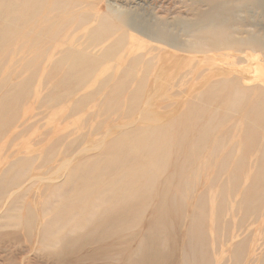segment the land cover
Listing matches in <instances>:
<instances>
[{"label":"bare ground","instance_id":"bare-ground-1","mask_svg":"<svg viewBox=\"0 0 264 264\" xmlns=\"http://www.w3.org/2000/svg\"><path fill=\"white\" fill-rule=\"evenodd\" d=\"M93 2L0 0V63L19 53L23 36L16 38L23 27L36 30L48 22L46 34L53 40L39 64L36 58L28 61L33 71L21 80H13V65L7 72L0 67V197L17 186L0 216L9 219L27 185L70 157L55 172L64 181L38 192L37 205L25 202L24 213L10 219L23 223L31 238L39 226L43 246L76 242L72 234L87 227L91 240L99 242L117 232L131 233L138 243L125 264H237L247 253L254 224L264 216V96L240 109V137L222 154L230 138L213 137L224 116L207 114L194 103L203 99L237 109L254 87L264 85L211 80L207 68H196L194 77V68L187 71L167 60L172 52L162 49L169 44L166 36L137 4L122 10L109 3L99 9ZM210 21L193 29L195 39L210 40L214 50H247L229 40L231 26L217 18ZM257 49L264 53L262 45ZM165 72L179 81L148 82L149 76ZM204 72H209L206 81ZM149 85L200 91L177 123L155 125L143 116L142 107L136 114ZM225 88L233 91L221 95ZM176 93L152 102L166 105ZM208 148L215 151L216 165L196 191L188 170ZM190 196L194 200L188 206ZM148 205L152 211L146 219ZM105 211L110 215L99 216ZM257 241L264 246V223Z\"/></svg>","mask_w":264,"mask_h":264},{"label":"rangeland","instance_id":"rangeland-1","mask_svg":"<svg viewBox=\"0 0 264 264\" xmlns=\"http://www.w3.org/2000/svg\"><path fill=\"white\" fill-rule=\"evenodd\" d=\"M261 1L262 0H96L95 2L94 0L93 2L92 0H78V4H92L93 2L96 5L93 4L95 8L106 9L109 3V6L114 3V7L116 6L122 10L137 4V8L143 10L152 25L157 27V29L166 36L167 43L170 45L167 44L169 47L164 46L162 49L172 52L167 60L173 61L174 66H182L187 71L188 69L192 70L194 68V77L196 68H198V72H203L207 68L210 74L213 75L210 78L211 80L216 77H225L228 82L234 81L236 83L249 85L262 83L264 85V53L257 49L260 45L264 48V4H262ZM137 8L135 9L137 10ZM132 9H134V6ZM91 10L94 11V9ZM214 11L216 13H214ZM215 18L231 26L229 40L240 42V45L247 46V50L244 52L236 51L232 48L214 50L209 48L210 40H202L201 43L199 42L200 40L195 39L192 35V33H194L193 29L199 25L210 24V20ZM49 24L48 22L43 23V26L36 30H29L26 27L22 28L21 33L16 38L17 40L19 37L23 36L20 41L22 47L18 54L11 53L0 63L2 72H7L8 66L13 65L15 68L13 77L15 74L17 75L13 80L18 81L28 76L33 71V69L27 67L28 61L36 58L35 64H39L52 48L51 44L53 40L46 34L47 29L50 28ZM26 33L28 34L26 35ZM243 42L248 43L245 45ZM164 50L162 52H164ZM21 72L23 73L19 76ZM198 72L196 76H198ZM209 72L201 74L204 81H206L205 77ZM175 76L177 75L165 72L160 75L149 76L148 82L153 84L161 80L174 83L179 78H175ZM175 88H177V86H169L164 89L150 86L144 91L143 103L137 108L136 114L142 107L143 116L150 119L155 125H163L166 121H169L171 124L177 123L186 109V103L192 99L200 89L190 86V88L179 87L178 90L173 91ZM206 88L207 82H203L202 91L207 90ZM224 90L225 91H223L221 95H228L233 91V89L229 88H225ZM173 92L177 93L166 105L159 107L152 102L153 99L157 97L170 98L173 96ZM258 96H264V87H254V91L250 92V94L244 98L240 107L237 109L228 108L225 104L206 103L203 99L202 101L194 103L207 114L215 112L218 117L224 116L223 121L219 120L217 122V134L213 137L217 140L222 136L230 138L226 144H223L220 154L231 148L232 140H236L240 137L239 130H241L244 125L243 122L237 121L244 118V112L240 109L246 105L247 101L249 104L253 105V101ZM114 127V125L107 126V131H102L103 133H100L97 137L98 140L101 138L104 139L106 134L114 129ZM235 127H237V130H235ZM230 131L231 133L229 134ZM214 154L215 151L208 148L195 160L194 164L188 170L189 175L195 177L194 189L196 191L203 188L205 179L211 175L215 168L216 161L214 159ZM69 160L70 157H66L63 161L60 160L57 163L55 170L49 169L46 173L42 172V175L40 174L42 178H36V180L33 181L34 183H31V186H28L30 183L28 184L29 181H27L25 183L28 184L27 187H29L27 193L24 195V199L17 203L18 207L11 210V217L8 219L7 216H0V264H125L130 260L126 258V255L131 252L132 245L136 243L135 241L138 243V240L129 232V234L117 232L108 236L106 241H103L106 243L105 245L103 242L91 240L88 236L86 227L72 234V236H74L73 239L77 240L76 242L70 240L68 243L64 244L56 243L43 246L40 244L42 236L37 231V227L39 226H35L32 230L31 238L27 233V229H24L26 226H24L23 223L18 220L10 221L11 218L18 217L24 213L22 212L24 208L21 206L25 202H31L33 205H37L38 200H36V197L38 198V196H36V194L38 192H46L48 191L47 188L52 186V184L54 185L55 183L58 184L64 181L65 176L63 175L64 177L58 178L56 175L60 172L57 174L55 172L58 171L57 168L64 169ZM30 175L33 174L30 173ZM50 176L54 179H48ZM20 185H22V183ZM260 186L264 191V182H262ZM16 189L17 186L9 189L6 197H0V210L2 209L1 207H4L8 202V198L10 197L8 194H12ZM193 200L194 198L192 196L187 198L188 206L192 204ZM151 211L152 205H148L144 215L146 219L150 216L149 214ZM102 215H110V213L105 211L99 216ZM99 216L95 217L94 222L97 221ZM71 222L73 223L72 220H70L69 223ZM37 223L38 222H36V225ZM260 223H264V216L254 224V235L250 237L249 244L246 248L247 253H244L237 264H264V246H259L257 241ZM90 224L91 222H87L88 227ZM178 236H181V232ZM101 243H103L102 248Z\"/></svg>","mask_w":264,"mask_h":264}]
</instances>
